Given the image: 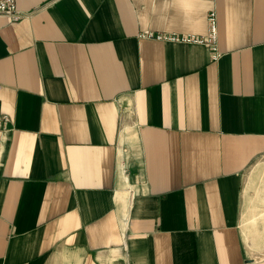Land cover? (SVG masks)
I'll list each match as a JSON object with an SVG mask.
<instances>
[{
	"label": "crops",
	"instance_id": "crops-1",
	"mask_svg": "<svg viewBox=\"0 0 264 264\" xmlns=\"http://www.w3.org/2000/svg\"><path fill=\"white\" fill-rule=\"evenodd\" d=\"M16 2L0 264H264V0Z\"/></svg>",
	"mask_w": 264,
	"mask_h": 264
},
{
	"label": "built area",
	"instance_id": "built-area-1",
	"mask_svg": "<svg viewBox=\"0 0 264 264\" xmlns=\"http://www.w3.org/2000/svg\"><path fill=\"white\" fill-rule=\"evenodd\" d=\"M0 16L10 17L12 20L19 21L24 18L26 15L20 14L17 10V2L16 0H0ZM209 26L210 31L206 36L200 37H179L177 35H170V36H156L155 38L158 40L168 41V42H179V43H191L197 45H205L209 51L210 55L212 56L213 61L219 59L220 51L218 48V26L216 20V14L213 13L209 17ZM153 38V36H148Z\"/></svg>",
	"mask_w": 264,
	"mask_h": 264
}]
</instances>
